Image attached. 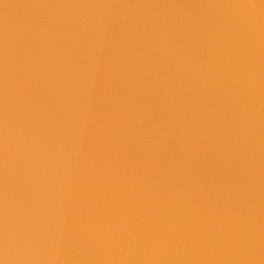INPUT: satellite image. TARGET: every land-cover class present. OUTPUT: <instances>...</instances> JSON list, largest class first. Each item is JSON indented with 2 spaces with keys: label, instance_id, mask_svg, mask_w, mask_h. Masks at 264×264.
Wrapping results in <instances>:
<instances>
[{
  "label": "water",
  "instance_id": "95a60500",
  "mask_svg": "<svg viewBox=\"0 0 264 264\" xmlns=\"http://www.w3.org/2000/svg\"><path fill=\"white\" fill-rule=\"evenodd\" d=\"M0 264H264V0H0Z\"/></svg>",
  "mask_w": 264,
  "mask_h": 264
}]
</instances>
